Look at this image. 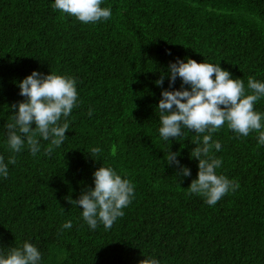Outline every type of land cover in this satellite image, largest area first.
Returning a JSON list of instances; mask_svg holds the SVG:
<instances>
[{"label":"trees","instance_id":"trees-1","mask_svg":"<svg viewBox=\"0 0 264 264\" xmlns=\"http://www.w3.org/2000/svg\"><path fill=\"white\" fill-rule=\"evenodd\" d=\"M53 3L0 0V157L8 167L7 178L0 174V256L27 242L41 253L39 264H264L258 133L237 137L225 124L211 134L221 144L209 153L222 161L216 174L239 187L209 206L188 191L198 178L196 134L182 129L164 141L158 109L163 91L181 89L179 77L169 87L177 59L220 65L243 80L246 95L249 77L264 83V0H103L112 14L95 24ZM33 71L76 82L77 106L60 121L69 124L66 139L50 155L40 137L35 156L26 140L18 153L7 144L12 105L25 100L18 85ZM254 110L264 115V97ZM169 151L179 153V167L167 164ZM101 166L130 181L134 195L111 229L93 230L67 198L94 189Z\"/></svg>","mask_w":264,"mask_h":264},{"label":"clouds","instance_id":"clouds-1","mask_svg":"<svg viewBox=\"0 0 264 264\" xmlns=\"http://www.w3.org/2000/svg\"><path fill=\"white\" fill-rule=\"evenodd\" d=\"M103 0H54L53 9L62 14L75 17L83 24L97 23L111 17L110 8H102ZM170 54V53H169ZM214 76V79H213ZM177 77L182 81L181 89L161 93L159 135L164 141L179 139L187 129L196 134V147L191 157L198 160V178L193 180L188 188L189 194L205 197L209 206H214L229 190H235L239 184L230 181L223 175H217L216 169L222 164L220 159L212 158L209 153L212 148L221 149L219 142H212V133L217 132L225 124L237 137L258 133L260 145H264V115L254 110V105L264 97V83L249 77L247 87L251 94H245L242 79H232L228 71L220 65L197 63L193 59L187 62L177 59L169 65V87ZM164 77L156 81L162 86ZM74 79L60 75H43L33 71L31 75L19 83L20 93L24 102L13 104V123L5 125L7 129V144L13 153H18L24 147L25 140L31 154L35 156L40 151L37 137L50 144L45 149V155H50L54 147H60L66 139L67 118L74 107L78 94ZM187 85L188 89L184 86ZM18 108V111H15ZM92 115L91 110L88 113ZM35 124L33 129L32 125ZM208 133L202 136L201 134ZM92 155H98L100 148H92ZM92 155H89L92 157ZM179 153L169 151L167 164L179 165ZM203 157V158H202ZM8 163L15 164V157H10ZM183 176L191 172L184 167ZM0 174L7 178L8 167L0 157ZM94 189H86L79 199H68L71 205L83 209L84 221L95 230L98 223L105 229H111L119 217H123L122 209L131 203L134 195L133 185L127 179H122L112 168L101 166L94 172ZM179 175V174H178ZM65 229L72 227L71 222L65 223ZM41 253L30 243H24L22 248H11L7 256H0V264H39ZM139 264H159L155 259H143Z\"/></svg>","mask_w":264,"mask_h":264}]
</instances>
